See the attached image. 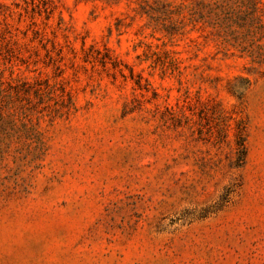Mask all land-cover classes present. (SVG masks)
<instances>
[{"label":"rangeland","instance_id":"1","mask_svg":"<svg viewBox=\"0 0 264 264\" xmlns=\"http://www.w3.org/2000/svg\"><path fill=\"white\" fill-rule=\"evenodd\" d=\"M166 1L0 0V264H264V0Z\"/></svg>","mask_w":264,"mask_h":264},{"label":"trees","instance_id":"2","mask_svg":"<svg viewBox=\"0 0 264 264\" xmlns=\"http://www.w3.org/2000/svg\"><path fill=\"white\" fill-rule=\"evenodd\" d=\"M187 3H179L174 4L172 0L166 1L163 3V8H170L172 5V9L182 12L184 9H186V6L184 5H191L190 6V14L187 18L188 23H191V25L196 26L197 24L201 23L203 25L210 24L217 29L223 28V23H226L229 20H234L233 15L234 11L233 9H230L231 5L237 6L238 8H255V5L257 3V0H186ZM177 5V6H175ZM150 6V5H149ZM256 10V9H255ZM155 8L150 6V8L145 7V5H142L141 9L138 11V13L143 16L146 14L149 16V18L153 21H157L158 18H156L154 15ZM186 25V21H181L180 25L176 26L178 27L177 30H181ZM164 29L169 32L173 33L168 29V27H164ZM240 121L237 120L235 122V130H236V152L237 157L235 161V166H240L241 163H244L245 160V153H246V146H245V136H243L244 127H240ZM226 128L230 127V123L225 124ZM242 132V133H241ZM241 151V153H240Z\"/></svg>","mask_w":264,"mask_h":264}]
</instances>
